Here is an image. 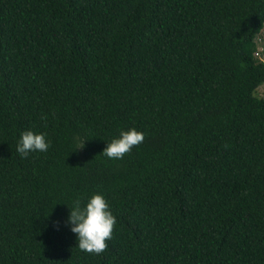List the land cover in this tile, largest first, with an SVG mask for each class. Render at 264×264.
Returning <instances> with one entry per match:
<instances>
[{
  "label": "trees",
  "instance_id": "16d2710c",
  "mask_svg": "<svg viewBox=\"0 0 264 264\" xmlns=\"http://www.w3.org/2000/svg\"><path fill=\"white\" fill-rule=\"evenodd\" d=\"M262 29L264 0H0V264H264ZM96 192L99 254L53 225Z\"/></svg>",
  "mask_w": 264,
  "mask_h": 264
},
{
  "label": "clouds",
  "instance_id": "9594fccd",
  "mask_svg": "<svg viewBox=\"0 0 264 264\" xmlns=\"http://www.w3.org/2000/svg\"><path fill=\"white\" fill-rule=\"evenodd\" d=\"M258 64H264V29L254 37V47L251 53ZM251 95L255 98L264 96V80L258 81L252 88ZM44 118V117H42ZM144 133L135 128L121 129L119 135L106 143L102 154L109 159H120L126 152L131 151L134 145L143 141ZM86 141H77L78 148L85 147ZM51 144L45 132H34L27 129L20 132L16 141V152L23 157L33 152H46ZM83 144V147H79ZM68 214L63 222L54 221L53 225L59 230L61 223L75 234L76 247L81 251L99 254L106 247V239H111L116 216L110 204L101 192L93 193L86 201L77 197L68 206Z\"/></svg>",
  "mask_w": 264,
  "mask_h": 264
}]
</instances>
